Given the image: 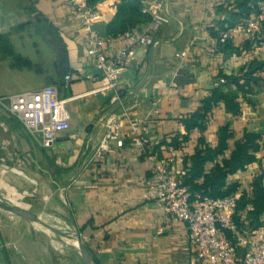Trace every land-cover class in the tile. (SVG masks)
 <instances>
[{
  "label": "crops",
  "instance_id": "0c3cea01",
  "mask_svg": "<svg viewBox=\"0 0 264 264\" xmlns=\"http://www.w3.org/2000/svg\"><path fill=\"white\" fill-rule=\"evenodd\" d=\"M119 1L102 2L105 11L96 27L103 36H110L106 27ZM149 1L141 0L144 11ZM239 1L167 0L169 21L157 31L161 43L136 48L118 78L122 104L142 120L146 150L125 137L122 147L110 141L100 154L106 132L102 120L123 107L112 101L114 90L100 91L108 80L87 51V33L75 7L66 0H0V97L57 85L71 116L69 129L58 132L46 148L18 118L0 111V199L42 217L53 214L63 225L57 226L80 232L96 264H195L197 244L187 225L147 193L156 182V166L168 162L182 176L194 165L198 147L218 144L225 125L232 133L228 149L206 170L229 158L246 133H255L262 144L256 160L226 181L238 184V194H252V183L264 172V36L244 39L236 29L226 42L219 40L221 27L234 23L232 29L239 22L234 16ZM150 22L134 28V34ZM113 37L103 48L108 55L130 41L121 34ZM67 72L93 78H75L65 87ZM233 78L252 91L238 89ZM217 87L236 99L239 112L221 101L203 129L187 131L183 119ZM176 135L188 139L174 147L170 142ZM252 209L248 205L237 214L227 237L241 259L264 231V213L259 224L249 214ZM54 237L45 227L0 209V264H64L54 252Z\"/></svg>",
  "mask_w": 264,
  "mask_h": 264
},
{
  "label": "built area",
  "instance_id": "2783aa9c",
  "mask_svg": "<svg viewBox=\"0 0 264 264\" xmlns=\"http://www.w3.org/2000/svg\"><path fill=\"white\" fill-rule=\"evenodd\" d=\"M76 9V15L87 33L90 55L95 57V67L108 80L100 91L114 90L113 102L121 104L122 111H112L102 120L105 135L99 146L98 153L109 148V142L115 141L117 146L124 145L125 137H132L146 150L149 142L142 132V120L132 115L124 107L121 96L117 93L118 78L124 69L128 57L132 56L140 46H158L161 40L157 31L169 21L166 12L167 0H150L145 10L152 15L149 25L140 33L128 30L121 34L130 39L129 43L117 52L108 55L104 46L112 43L113 36H103L97 29L102 20L105 8L102 2L91 4L89 0H66ZM240 29L244 39H257L264 36V3L250 13L246 19L237 25L222 31L219 40L226 42L233 30ZM183 56L184 53H178ZM93 78L92 74L67 72L63 85L69 87L75 79ZM67 98L60 96L57 85H46L41 88L26 90L7 97H0V104L18 118L27 130L41 143L50 148L54 145L57 133L70 127V112L67 108ZM264 163V158H263ZM154 175L156 182L148 188V198L165 205L178 220L184 222L197 244V259L195 264H264V231L258 232L249 242L252 251L243 259L239 257L234 245L222 234V230H232L236 226L235 213L238 193L225 196H211L192 192L184 185L169 168V163L156 166ZM247 243V242H246Z\"/></svg>",
  "mask_w": 264,
  "mask_h": 264
},
{
  "label": "trees",
  "instance_id": "16d2710c",
  "mask_svg": "<svg viewBox=\"0 0 264 264\" xmlns=\"http://www.w3.org/2000/svg\"><path fill=\"white\" fill-rule=\"evenodd\" d=\"M89 1L91 4H97L104 0ZM261 3H264V0H241L238 3V10L234 13V16L239 18V21L246 19ZM151 20L152 15L144 11L141 0H120L114 19L106 27V33L110 36H118ZM232 26H234V23L229 27L231 28ZM229 27L223 26L221 30H228L230 29ZM214 33L217 34V31ZM245 80H249V78L245 77ZM231 81L236 83L238 89L242 91H252V87L246 88V84L240 83L238 78H233ZM221 101L225 103L228 110L234 113L239 112L240 105L236 99L222 91L220 87H217L212 91V94L205 99L203 106L199 110L183 119L187 131L194 128L203 129L206 116L212 110L213 106ZM231 136L232 133L229 130V125H225L220 129L218 144L215 147L200 146L197 148L192 156L194 165L189 168L185 174L178 177L184 185L192 190V192H199L215 197L238 193V184L228 185L226 181L227 177L229 174L245 170L248 165L253 163L256 160L257 153L262 149V144L259 134L246 133L241 140L236 142L235 148L229 158H224L222 162H215L212 169L207 171L206 164L211 161L214 162L218 156L226 152L229 146L228 140ZM187 139V135H176L173 137L170 144L174 147H180ZM200 143H204L203 138L200 139ZM263 176L264 172L252 183V194L247 193L245 190L239 193L235 221L238 220L237 214L243 209H246L248 205L253 207L252 210H249V214L256 217L258 220L264 213ZM199 179H201V181ZM259 224H261L260 220ZM222 234L229 238L232 236L231 230H222Z\"/></svg>",
  "mask_w": 264,
  "mask_h": 264
},
{
  "label": "water",
  "instance_id": "95a60500",
  "mask_svg": "<svg viewBox=\"0 0 264 264\" xmlns=\"http://www.w3.org/2000/svg\"><path fill=\"white\" fill-rule=\"evenodd\" d=\"M0 209L7 212L8 214L12 216H17L20 218H24L30 222L39 224L49 231H52L55 234H58L62 237L64 236H72L76 239L77 244L74 245L82 259V264H96L94 261L92 255L90 254L87 246L85 245L83 238L81 237L80 232L77 230H67L63 229L55 224H52L48 222L46 219H44L40 214H37L36 212L26 209L22 206L11 204L9 202H6L4 200L0 199Z\"/></svg>",
  "mask_w": 264,
  "mask_h": 264
},
{
  "label": "rangeland",
  "instance_id": "374dc122",
  "mask_svg": "<svg viewBox=\"0 0 264 264\" xmlns=\"http://www.w3.org/2000/svg\"><path fill=\"white\" fill-rule=\"evenodd\" d=\"M226 2H230L231 3V0H226ZM0 111L8 112L6 107L1 105V104H0ZM37 207H39V206H37ZM37 209H43V208L39 207ZM42 215H43V218L46 219L48 222H50L52 224L59 225V226H63L61 224H57V222L52 218L53 214L51 216H50V214H47V213L46 214H42ZM64 229L70 230L68 228H64ZM50 232L52 233L53 236H55L54 239H55L56 248L54 249V252L61 257V259L64 262V264H69L68 261H70V260H71V262H73L71 264H81L82 263V259H81L80 254L78 253L77 248L74 245H72V244L65 243V241H64L65 238L64 237H62V236H60L58 234H55L52 231H50ZM70 254H72V255H70Z\"/></svg>",
  "mask_w": 264,
  "mask_h": 264
},
{
  "label": "bare ground",
  "instance_id": "6f19581e",
  "mask_svg": "<svg viewBox=\"0 0 264 264\" xmlns=\"http://www.w3.org/2000/svg\"><path fill=\"white\" fill-rule=\"evenodd\" d=\"M58 219V218H57ZM61 224V223H60ZM39 226H41V225H39ZM64 238H65V243H67V244H72V245H76L77 244V241H76V239L75 238H73L72 236H64ZM58 243V242H57ZM60 247V246H59ZM70 253V252H69ZM79 253V252H78ZM70 255H72V254H70ZM80 258V257H79Z\"/></svg>",
  "mask_w": 264,
  "mask_h": 264
}]
</instances>
